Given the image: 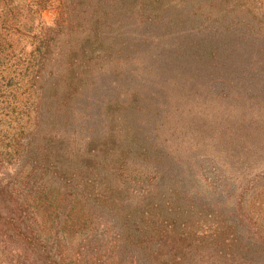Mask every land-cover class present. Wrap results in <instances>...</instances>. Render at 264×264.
I'll return each instance as SVG.
<instances>
[{
    "label": "trees",
    "instance_id": "16d2710c",
    "mask_svg": "<svg viewBox=\"0 0 264 264\" xmlns=\"http://www.w3.org/2000/svg\"><path fill=\"white\" fill-rule=\"evenodd\" d=\"M129 1L67 0L63 4L61 23H65V28L74 26L81 31L84 41L94 42L102 35L123 41V38L113 37L110 30H133L129 44L132 41V49L135 45L137 57L148 56V59H132L137 66L134 72H129L133 78H128L123 68L128 64L121 61V58H128L124 53L125 42L112 49L119 57L114 61L120 69V80L127 84L118 87L115 98V103L121 107L117 158L124 160L129 154L135 155L132 148L136 146L144 161L152 158L157 163L156 160L163 161L168 156L162 147L167 150L171 138L179 139L173 141L183 151L178 155L180 163L176 174L182 176H174L177 191L193 204L200 205L204 219L214 229L211 243L206 244L174 229H162L147 219L144 225L140 224L143 227L139 230L122 228L108 238L111 253L117 252L114 254L119 263L114 264H173L174 261L179 264H264V236L257 223L261 212L253 213L242 200V192L251 188L250 181L243 182L244 176L256 169H262L264 174V0H168L162 7L163 12H169L165 23L176 25L164 32L146 34L136 33L134 28L138 25L147 31L148 26L157 24L153 20L159 18V12L152 11L150 19L143 20L140 12L143 6L136 8ZM170 12L177 14L172 16ZM124 16L129 17L127 21ZM139 39L141 43L148 39L154 46L142 53ZM151 50L155 53L149 54ZM98 127L89 125L88 130L94 132V136H88L90 143L100 141ZM200 159H208L218 173L226 168L228 175H244L224 200L213 198L207 203V198L197 190ZM118 165V172L110 177L113 180L110 184H105V191L92 188L85 198L92 201L87 204L90 209L94 206L107 208L111 214L124 219V224H129L136 209L124 210L123 203L112 198L114 192L123 191L124 181H119L122 175ZM154 178L138 194L144 198L149 194L154 199ZM12 194L0 189V247L5 246L8 253L18 258L38 253L41 262L37 264L113 261L100 253L89 258L82 256L84 246L73 252L75 257L69 256L67 253L73 244L60 231L54 232L53 242L43 240L40 234V230H44L40 226L43 219L28 220L22 204ZM231 195L236 196L229 203L227 199ZM194 196L200 199L194 201ZM131 203L138 206L135 199ZM144 216L142 212L140 220H145ZM249 217L253 219L250 225L245 223ZM83 223L85 218L81 213L71 226ZM225 223L233 229L245 224L239 238L247 257L225 248L230 243L224 233ZM75 239L78 243L92 244L94 236L87 232ZM128 246L135 250H128Z\"/></svg>",
    "mask_w": 264,
    "mask_h": 264
},
{
    "label": "rangeland",
    "instance_id": "374dc122",
    "mask_svg": "<svg viewBox=\"0 0 264 264\" xmlns=\"http://www.w3.org/2000/svg\"><path fill=\"white\" fill-rule=\"evenodd\" d=\"M64 1L67 0H0V189L13 193L28 220L43 219L40 221L43 240L53 242L55 231L65 235L73 244L67 253L72 257L79 246H84L82 256L89 258L100 253L113 260L105 264H114L118 262L114 254L117 252L111 253L108 238L122 228H142L143 222L148 220L162 229L185 233L192 240L211 243L214 227L204 219L203 209L177 191L174 176H182L176 174L180 163L178 155L183 151L173 141L179 139L171 138L167 150L162 147L168 156L163 161L156 160L157 163L152 158L144 161L136 146L132 148L135 155L129 154L124 160L117 158L121 107L115 103V98L118 87L127 84L120 80V69L114 61L119 57L112 49L125 42L124 53L128 58H121V61L128 64L123 67L126 76L133 78L129 72H134L137 65L132 59H148V56L137 57L135 45L132 49V41L129 44L133 30H110L113 37L123 38V41L108 39L109 35H102L101 41H84L81 31L79 33L74 26L65 28V23H61ZM130 1L136 8L143 6L140 9L143 20L150 19L152 11L159 12V18L153 20L157 24L148 26L145 32L137 25L136 33L164 32L176 25L165 23L169 12H163L162 7L168 0ZM128 18L124 16L126 21ZM140 37L144 39L146 35ZM141 41L139 39L142 53L154 46L148 39L144 43ZM106 50L110 54L104 53ZM90 124L99 126L101 139L98 143L88 141V136H94V132L88 130ZM180 143L183 145L184 141ZM118 163L122 175L119 181H124L123 191L114 192L112 198L122 202L124 210L136 209L130 225L124 224V219L111 214L107 208L94 206L90 209L87 204L92 201L85 198L92 188L105 191V184H110L113 181L110 177L118 172ZM198 169L197 190L207 198V203L213 198L224 200L244 176L228 175L226 168L218 173L208 159H200ZM261 171L256 169L244 176L243 182L250 181L251 188L242 192V200L253 213L261 212L257 223L264 236V174ZM153 177L156 197L152 199L148 194L144 198L138 192L146 188ZM235 196L231 195L227 201L231 203ZM133 199L138 206L131 203ZM198 199L200 197L193 198L194 201ZM142 212L145 220L139 218ZM81 213L85 223L72 227ZM251 220L249 217L245 223L250 225ZM229 226V223L224 225V233L230 239L225 248L247 257L239 238L245 224H238L235 229ZM94 228L97 229L95 233ZM87 232L94 236L92 244L75 241L77 236ZM128 250L133 251L135 247L128 246ZM40 259L38 253L18 258L8 253L5 246L0 247V264H37ZM173 264L179 263L174 261Z\"/></svg>",
    "mask_w": 264,
    "mask_h": 264
}]
</instances>
